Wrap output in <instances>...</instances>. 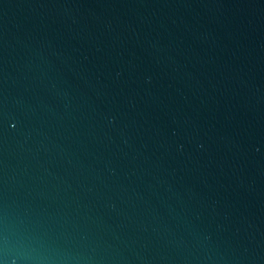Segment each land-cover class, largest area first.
<instances>
[{"label": "water", "instance_id": "obj_1", "mask_svg": "<svg viewBox=\"0 0 264 264\" xmlns=\"http://www.w3.org/2000/svg\"><path fill=\"white\" fill-rule=\"evenodd\" d=\"M0 264H264V0H0Z\"/></svg>", "mask_w": 264, "mask_h": 264}]
</instances>
